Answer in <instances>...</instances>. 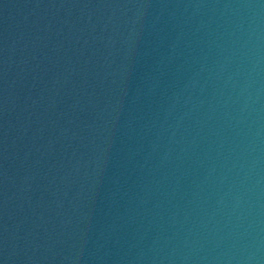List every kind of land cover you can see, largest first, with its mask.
Listing matches in <instances>:
<instances>
[{
    "label": "water",
    "instance_id": "obj_1",
    "mask_svg": "<svg viewBox=\"0 0 264 264\" xmlns=\"http://www.w3.org/2000/svg\"><path fill=\"white\" fill-rule=\"evenodd\" d=\"M0 264H264V0H0Z\"/></svg>",
    "mask_w": 264,
    "mask_h": 264
}]
</instances>
